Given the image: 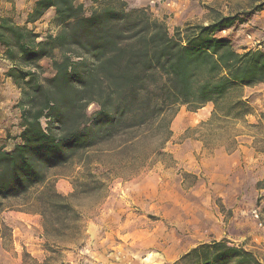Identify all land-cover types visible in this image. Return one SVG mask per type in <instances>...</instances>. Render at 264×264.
Here are the masks:
<instances>
[{
	"label": "trees",
	"instance_id": "16d2710c",
	"mask_svg": "<svg viewBox=\"0 0 264 264\" xmlns=\"http://www.w3.org/2000/svg\"><path fill=\"white\" fill-rule=\"evenodd\" d=\"M94 3L88 15L80 0H37L27 23L55 12L56 33L43 40L28 25L0 15V43L13 65L7 75L22 92L21 133L12 149L0 148V235L7 229L2 214L13 202L42 215L48 232L51 217L76 214L77 187L65 196L49 173L94 147L123 137L122 151L153 143L150 152L134 156L141 162L163 153L182 106L196 112L212 104L202 126L226 129L231 137L238 123L246 125L254 115L240 90L264 83V49L240 52L223 34L245 23L240 15H218L172 34L147 8H131L125 0ZM44 58L52 61V78L42 77ZM91 104L98 106L94 115L88 114ZM186 260L260 264L226 240L201 244L180 261Z\"/></svg>",
	"mask_w": 264,
	"mask_h": 264
},
{
	"label": "rangeland",
	"instance_id": "374dc122",
	"mask_svg": "<svg viewBox=\"0 0 264 264\" xmlns=\"http://www.w3.org/2000/svg\"><path fill=\"white\" fill-rule=\"evenodd\" d=\"M94 1L80 0L88 15ZM125 1L131 8H147L172 34L187 24H208L218 15H240L245 23L223 34L240 52L264 49V0ZM3 3L0 15L33 28L39 40L56 33L51 15L27 23L29 8L6 9ZM40 64L43 78L55 75L49 58ZM12 66L0 43V148L8 150L22 130V92L7 75ZM240 92L254 115L230 131L236 150L226 129L202 126L212 115V104L196 112L182 106L163 153L134 162V156L150 152L154 144L122 151L123 137L51 170L61 194L71 195L77 187L72 200L77 213L51 217L48 232L42 215L13 202L2 214L7 229L0 235V264H196L180 260L201 244L222 240L252 252L264 264V83ZM97 110L91 104L88 114ZM42 123L46 126V119ZM243 149L252 154L240 153Z\"/></svg>",
	"mask_w": 264,
	"mask_h": 264
},
{
	"label": "crops",
	"instance_id": "0c3cea01",
	"mask_svg": "<svg viewBox=\"0 0 264 264\" xmlns=\"http://www.w3.org/2000/svg\"><path fill=\"white\" fill-rule=\"evenodd\" d=\"M2 1L4 2L3 5L4 4L6 5V9L9 6H10V9L16 8L18 10H25V9L29 8L28 11L32 12L33 9H34V6H35V2L37 0H34V1L33 0H29L28 2L26 0H16V3L15 4L13 2H7V0H2ZM1 8H3L2 5H1L0 9ZM47 15H51L50 17H52V19H53L54 16H55V12L53 10H50L42 19H45L47 17ZM2 16H6V14H4ZM252 104H253L254 107L256 106V102H253ZM189 128H191V127H188L186 130H188ZM242 152H246L248 156H249V154H252L251 153V149H246V150L243 149V150H240V153H242Z\"/></svg>",
	"mask_w": 264,
	"mask_h": 264
},
{
	"label": "built area",
	"instance_id": "2783aa9c",
	"mask_svg": "<svg viewBox=\"0 0 264 264\" xmlns=\"http://www.w3.org/2000/svg\"><path fill=\"white\" fill-rule=\"evenodd\" d=\"M259 47L261 48L262 46H259ZM256 217H257V218L259 217L258 213H256Z\"/></svg>",
	"mask_w": 264,
	"mask_h": 264
}]
</instances>
